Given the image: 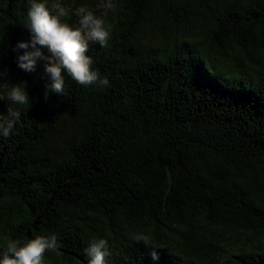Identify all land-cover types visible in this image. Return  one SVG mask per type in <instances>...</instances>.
<instances>
[{
    "label": "trees",
    "instance_id": "trees-1",
    "mask_svg": "<svg viewBox=\"0 0 264 264\" xmlns=\"http://www.w3.org/2000/svg\"><path fill=\"white\" fill-rule=\"evenodd\" d=\"M112 2L85 53L109 84L65 72L46 97L18 66L30 0H0V119L13 84L29 94L0 133V260L56 235L42 264H88L98 239L106 264H264V0Z\"/></svg>",
    "mask_w": 264,
    "mask_h": 264
},
{
    "label": "clouds",
    "instance_id": "clouds-1",
    "mask_svg": "<svg viewBox=\"0 0 264 264\" xmlns=\"http://www.w3.org/2000/svg\"><path fill=\"white\" fill-rule=\"evenodd\" d=\"M103 7L107 10L115 9L112 0H107ZM68 14V9L62 6L59 0L52 5L51 10L40 0H30L26 27L33 33L31 41L33 50L25 51L19 57L18 66L25 71H33L38 61L45 62V72L50 78L46 97L48 92L64 94L66 80L63 73L65 72L79 85L90 86L98 83L107 86L109 84L106 77L101 79L100 73L92 69V59L85 55L89 41H98L104 46L109 39L110 34L104 26V19L94 14L87 6H81L76 10V15L79 17L78 24L73 26L64 22ZM37 45L48 47L51 55L46 56L40 48H37ZM18 48L28 49L29 43L21 42ZM5 75L6 70L0 71V80ZM2 99L11 102L7 115L10 119L7 121L0 119V133L7 137L14 123L20 120L21 113L18 106L29 104L27 82L13 84L7 96ZM135 241H144L149 244L147 236H137ZM56 247V235L38 236L23 246L19 241H12L4 252L0 264H42L45 251ZM85 252L89 257L88 264H106L105 258L111 255L106 239L94 240ZM153 255L155 257L156 254L153 253Z\"/></svg>",
    "mask_w": 264,
    "mask_h": 264
},
{
    "label": "rangeland",
    "instance_id": "rangeland-1",
    "mask_svg": "<svg viewBox=\"0 0 264 264\" xmlns=\"http://www.w3.org/2000/svg\"><path fill=\"white\" fill-rule=\"evenodd\" d=\"M57 1L53 2L56 3ZM59 2L61 3L62 6L66 7L68 9V16L64 18V22L69 23L70 25H77L78 21H79V17L76 15V10L81 7V6H86L84 3H82L79 0H59ZM107 3V0H100V2L94 6V7H90L89 10L93 11L94 14H96L98 17H101L104 19V21L106 22L107 20H110L113 16V10H107L103 7V5ZM51 4L49 6V9L51 10L52 5ZM105 26V25H104ZM106 28V27H105ZM45 50H48V52H43L46 56H50L51 52L49 51L48 48H46ZM37 68L39 71V75L42 78H47L49 77L48 74L45 72V62L44 61H38L37 62ZM73 125L70 124L67 127V130L72 129ZM192 264H197V263H192Z\"/></svg>",
    "mask_w": 264,
    "mask_h": 264
}]
</instances>
